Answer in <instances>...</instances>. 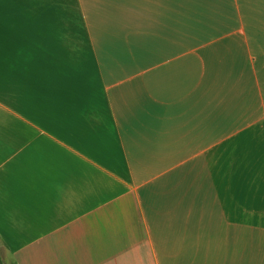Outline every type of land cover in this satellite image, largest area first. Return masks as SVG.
Instances as JSON below:
<instances>
[{
    "label": "crops",
    "instance_id": "crops-1",
    "mask_svg": "<svg viewBox=\"0 0 264 264\" xmlns=\"http://www.w3.org/2000/svg\"><path fill=\"white\" fill-rule=\"evenodd\" d=\"M84 1L90 61L0 97V263L264 264V14Z\"/></svg>",
    "mask_w": 264,
    "mask_h": 264
},
{
    "label": "rangeland",
    "instance_id": "rangeland-1",
    "mask_svg": "<svg viewBox=\"0 0 264 264\" xmlns=\"http://www.w3.org/2000/svg\"><path fill=\"white\" fill-rule=\"evenodd\" d=\"M198 1L191 0L192 13L200 12ZM241 1L242 11H249L246 19L255 20L264 14V0ZM84 3V0H0V97L8 93L15 102L21 101V97L32 99L53 78H72L73 63L82 65L90 61L83 36L87 13ZM109 3L117 5L112 0ZM100 4V11H105L107 3ZM0 264L12 263L2 260Z\"/></svg>",
    "mask_w": 264,
    "mask_h": 264
},
{
    "label": "trees",
    "instance_id": "trees-1",
    "mask_svg": "<svg viewBox=\"0 0 264 264\" xmlns=\"http://www.w3.org/2000/svg\"><path fill=\"white\" fill-rule=\"evenodd\" d=\"M199 1H202V0H199ZM205 1H207V2H209V3H212L214 0H204V2H205ZM195 2H196V1H195ZM212 6H214V5H212ZM212 6H211V7H212ZM208 8H210L209 5L204 6V7H203V10H206V9H208Z\"/></svg>",
    "mask_w": 264,
    "mask_h": 264
}]
</instances>
